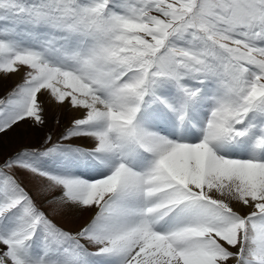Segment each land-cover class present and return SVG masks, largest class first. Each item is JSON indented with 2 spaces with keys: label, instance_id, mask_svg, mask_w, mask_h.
<instances>
[{
  "label": "snow or ice",
  "instance_id": "obj_1",
  "mask_svg": "<svg viewBox=\"0 0 264 264\" xmlns=\"http://www.w3.org/2000/svg\"><path fill=\"white\" fill-rule=\"evenodd\" d=\"M0 264H264V0H0Z\"/></svg>",
  "mask_w": 264,
  "mask_h": 264
},
{
  "label": "rangeland",
  "instance_id": "obj_2",
  "mask_svg": "<svg viewBox=\"0 0 264 264\" xmlns=\"http://www.w3.org/2000/svg\"><path fill=\"white\" fill-rule=\"evenodd\" d=\"M52 121H53V120H52ZM52 124H53L52 127H51V126H48V127L51 129L53 135H55L56 132L59 131V126L56 124V120H55V122L53 121ZM50 125H51V123H50ZM44 131H45V130H41L40 133H33L31 130H29L28 135H27V136L25 137V139L23 140V143H25V144H28V143H33V144H35V143L39 140L40 136L44 134ZM14 136H15V137H14ZM4 139H5V141H7L9 144L14 145L15 147H20V146H21L20 141H19V139H18V137L16 136L15 133H9V135L6 136ZM70 219H71V218H69L68 221H65L66 223L69 224V226H71V225H70Z\"/></svg>",
  "mask_w": 264,
  "mask_h": 264
},
{
  "label": "bare ground",
  "instance_id": "obj_3",
  "mask_svg": "<svg viewBox=\"0 0 264 264\" xmlns=\"http://www.w3.org/2000/svg\"><path fill=\"white\" fill-rule=\"evenodd\" d=\"M67 119H68V117L65 116V117H64V120L67 121ZM52 120L55 122V120H56V114H53V115H52V118H51V120H50L48 126H51V127H52V125H53V124H52V123H53ZM50 123H51V125H50ZM48 128H49V127H48ZM14 137H15V136H14Z\"/></svg>",
  "mask_w": 264,
  "mask_h": 264
}]
</instances>
